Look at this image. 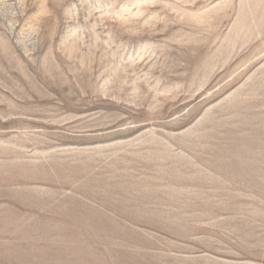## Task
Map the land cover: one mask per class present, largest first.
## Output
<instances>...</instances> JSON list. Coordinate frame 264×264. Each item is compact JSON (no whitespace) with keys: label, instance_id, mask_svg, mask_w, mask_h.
<instances>
[{"label":"rangeland","instance_id":"374dc122","mask_svg":"<svg viewBox=\"0 0 264 264\" xmlns=\"http://www.w3.org/2000/svg\"><path fill=\"white\" fill-rule=\"evenodd\" d=\"M0 264H264V0H0Z\"/></svg>","mask_w":264,"mask_h":264}]
</instances>
